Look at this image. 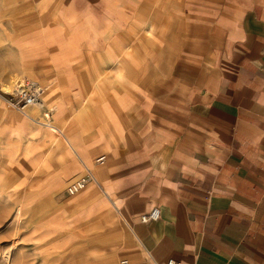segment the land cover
Masks as SVG:
<instances>
[{"label": "crops", "instance_id": "1", "mask_svg": "<svg viewBox=\"0 0 264 264\" xmlns=\"http://www.w3.org/2000/svg\"><path fill=\"white\" fill-rule=\"evenodd\" d=\"M30 1L66 70L49 174L94 176L121 264H264V0ZM72 242L66 261L100 259Z\"/></svg>", "mask_w": 264, "mask_h": 264}, {"label": "rangeland", "instance_id": "2", "mask_svg": "<svg viewBox=\"0 0 264 264\" xmlns=\"http://www.w3.org/2000/svg\"><path fill=\"white\" fill-rule=\"evenodd\" d=\"M39 17L30 0H0V95L2 91L14 93L17 84L13 81L21 78L22 83L35 82L44 89L40 99L45 103V109L34 105L23 111L0 96V264H10V258L18 264H78L65 257L77 251L70 248L79 234L89 247L94 241L99 245L90 250L89 258L96 251L100 259L90 264H121L119 241L124 224L109 196L95 182L70 196L66 189L81 174L57 183L49 173L61 170L55 164L46 165L45 159L52 155L54 160L65 158L68 149L64 131L50 129L56 125L55 107L65 90L59 81L66 70L57 69L59 56L51 54L57 46L55 38V44L51 43L55 33ZM61 42L72 45L69 39ZM76 42L85 46L86 40ZM70 55L62 57L65 63ZM61 142L65 144L58 148ZM33 177L39 182L31 188ZM15 189L21 191L20 198L9 196ZM34 189L39 193L32 196Z\"/></svg>", "mask_w": 264, "mask_h": 264}, {"label": "built area", "instance_id": "3", "mask_svg": "<svg viewBox=\"0 0 264 264\" xmlns=\"http://www.w3.org/2000/svg\"><path fill=\"white\" fill-rule=\"evenodd\" d=\"M1 94L8 97L10 103L19 109L25 111L27 108L34 106L35 103L41 97V91L38 87L35 86L34 83H23L22 85L16 87L14 93H6L1 92ZM105 160V156H101L97 159L99 163H103ZM94 176L90 172H86L85 174L79 176L74 181H72L67 189L66 193L70 196L76 195L83 190L92 182ZM160 216V210L158 208H154L147 214L142 216L143 222H148L151 220H157ZM168 264H180L179 262H175L174 260H169Z\"/></svg>", "mask_w": 264, "mask_h": 264}, {"label": "bare ground", "instance_id": "4", "mask_svg": "<svg viewBox=\"0 0 264 264\" xmlns=\"http://www.w3.org/2000/svg\"><path fill=\"white\" fill-rule=\"evenodd\" d=\"M22 81V79L21 78H15L14 79V81H13V83H16L17 84V86L16 87H18V86H20V85H22L23 83L21 82ZM34 84H35V86L36 87H38V89L41 91V95L44 93V89L38 84V83H35L34 82ZM7 91V90H6ZM2 98H4L2 95H0ZM5 99V98H4ZM7 100V99H6ZM41 99H39L36 103H35V106H38L40 109H43L44 108V106H45V103L42 101ZM36 173V172H35ZM39 182V178H37V177H33L32 179H31V183H32V185H31V188H34L35 186H36V184ZM37 193H39V190L38 189H34V190H32L31 192H30V195H36ZM20 194H21V191H17V189H15L13 192H11L10 193V195L9 196H11V197H19L20 196ZM20 198V197H19ZM15 201V200H14ZM13 201V202H14ZM15 203V202H14ZM23 204V203H22ZM21 208V211H22V205L20 204L19 205ZM44 206H45V204H44ZM19 214V216H21L20 214H22V212H20V213H18ZM65 237H67L66 235H65ZM68 239H69V237H67ZM67 242V241H66ZM38 249V248H37ZM32 257V256H31ZM10 264H18V262H17V260L16 259H12V258H10Z\"/></svg>", "mask_w": 264, "mask_h": 264}]
</instances>
